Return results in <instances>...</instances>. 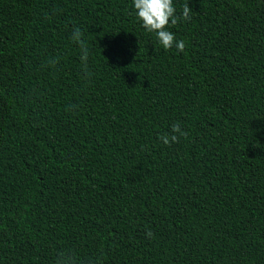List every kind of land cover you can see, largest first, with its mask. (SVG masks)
<instances>
[{
	"label": "trees",
	"instance_id": "1",
	"mask_svg": "<svg viewBox=\"0 0 264 264\" xmlns=\"http://www.w3.org/2000/svg\"><path fill=\"white\" fill-rule=\"evenodd\" d=\"M185 4L0 0V264H264V0Z\"/></svg>",
	"mask_w": 264,
	"mask_h": 264
},
{
	"label": "clouds",
	"instance_id": "2",
	"mask_svg": "<svg viewBox=\"0 0 264 264\" xmlns=\"http://www.w3.org/2000/svg\"><path fill=\"white\" fill-rule=\"evenodd\" d=\"M135 15L141 23L142 28L147 33H154L159 44L169 50L175 47L179 53H183L185 49L184 41H176L172 32L168 31L169 24L175 26L180 22H187L191 19L192 10L188 4L182 8L179 16L176 15V9L173 6V0H132ZM70 39L79 46L81 52V65L84 78L90 77L91 73L88 68L89 49L83 39L81 28H74ZM53 64L56 61H52ZM187 132L181 129L179 123L173 124L169 133L162 134L159 137L160 142L164 145L178 143L181 137H186ZM152 232L149 230L146 233L147 238H151ZM57 264H63L64 255L59 254Z\"/></svg>",
	"mask_w": 264,
	"mask_h": 264
}]
</instances>
